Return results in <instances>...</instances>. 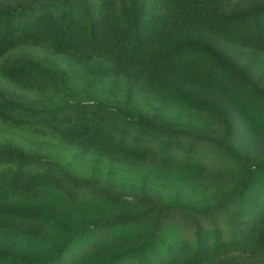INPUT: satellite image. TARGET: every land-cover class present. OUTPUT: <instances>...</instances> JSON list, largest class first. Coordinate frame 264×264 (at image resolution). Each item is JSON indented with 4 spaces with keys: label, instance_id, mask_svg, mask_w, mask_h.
Segmentation results:
<instances>
[{
    "label": "trees",
    "instance_id": "1",
    "mask_svg": "<svg viewBox=\"0 0 264 264\" xmlns=\"http://www.w3.org/2000/svg\"><path fill=\"white\" fill-rule=\"evenodd\" d=\"M38 48L65 67L11 57ZM0 80L45 101L0 89L1 124L109 167L1 143L0 264H264V0H0ZM103 85L219 131L114 107ZM125 167L143 186L117 187Z\"/></svg>",
    "mask_w": 264,
    "mask_h": 264
},
{
    "label": "rangeland",
    "instance_id": "2",
    "mask_svg": "<svg viewBox=\"0 0 264 264\" xmlns=\"http://www.w3.org/2000/svg\"><path fill=\"white\" fill-rule=\"evenodd\" d=\"M25 56L38 58L40 60L49 59L56 63V67H65L64 64H58L61 62L57 60V56L39 48L20 49L13 52L11 55V57L14 58ZM125 88L123 91H115L111 86L103 85L92 90L94 94L100 98V100L106 101L114 107L118 105L124 107L129 99L128 97H132L131 108L136 113L157 115L173 123H185L196 128L219 131L218 124L206 122L204 118L195 112L181 110L172 105L162 103L151 95L142 96L134 92L130 95L129 91ZM0 89L7 92L9 96L15 98L18 102H27L34 104L35 106L45 107L44 100L40 101L36 99V95L19 88H15L2 80H0ZM10 141L28 152H37L50 157L61 166L69 169L79 176L96 178L99 176L108 178L107 176H109L107 174L109 167L106 166L103 161L98 160L90 153H85L77 148L69 147L54 138H45L33 135L0 123V144ZM257 151L264 153V146H259ZM111 171L113 172V175L111 176L113 178L112 180L117 183L118 188L127 186L136 190L140 186H143V182L132 179L133 177L138 178L144 172L140 168H115L114 171ZM149 185L152 187V184ZM155 188L157 191L163 193L167 198H172L175 194V188L173 187H163L161 190L157 186H155ZM212 194L213 193H207L206 195L199 194L194 196V199L199 202H204L206 199L209 200Z\"/></svg>",
    "mask_w": 264,
    "mask_h": 264
}]
</instances>
